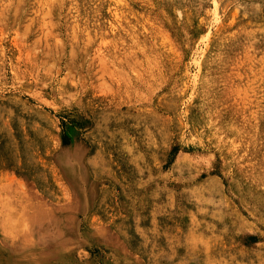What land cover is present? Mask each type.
I'll return each instance as SVG.
<instances>
[{
	"label": "rangeland",
	"instance_id": "rangeland-1",
	"mask_svg": "<svg viewBox=\"0 0 264 264\" xmlns=\"http://www.w3.org/2000/svg\"><path fill=\"white\" fill-rule=\"evenodd\" d=\"M0 264H264V0H0Z\"/></svg>",
	"mask_w": 264,
	"mask_h": 264
}]
</instances>
